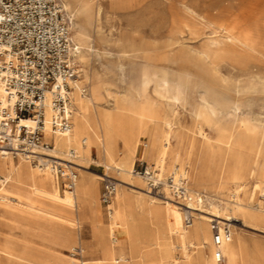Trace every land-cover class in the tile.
Returning a JSON list of instances; mask_svg holds the SVG:
<instances>
[{"label": "rangeland", "instance_id": "1", "mask_svg": "<svg viewBox=\"0 0 264 264\" xmlns=\"http://www.w3.org/2000/svg\"><path fill=\"white\" fill-rule=\"evenodd\" d=\"M85 1L92 3V0H82ZM60 2L67 14L73 42L79 49L82 76L87 74L89 77V80L82 78L84 81L80 86H87L86 97H89L92 82L103 88L97 109L110 110L112 97L123 93L127 103L141 109L151 108L157 121L164 112L179 113L181 125L191 130L185 135L197 140L193 133L195 122L187 114L188 108L195 104L201 108L208 102L220 119L216 123L232 139L229 145L222 144L217 141L215 128L203 127L212 138L209 167L219 168L223 160L232 161L237 156L250 158L254 136L264 131V0H93L95 6L98 4L101 8L98 18L94 15L91 18L88 13L77 14V5L72 0ZM185 7L195 15H190ZM197 20L201 23L198 26L195 25ZM206 22L227 27L252 45V50L222 45L225 51L222 55L209 52L208 43L214 35L205 27ZM180 23L196 27L179 30ZM78 25L85 28L82 31L86 37L81 43L75 36ZM142 136L136 131L134 137L138 148L134 164L138 160L151 164L145 159L147 144ZM171 143L175 145L174 138ZM85 146L80 156L72 159L73 166L86 170L85 177L96 181L97 203L103 222L107 223V211L100 202L102 180L94 175L109 174L121 178L122 174L116 176L112 169H105L100 148L91 147L88 141ZM120 150H123L121 146ZM261 150L259 160L264 161V146ZM10 161L14 165L16 158H10ZM62 163L66 165V162ZM169 165V161L165 162L164 174L170 172ZM186 170L190 190L211 193L210 182L205 179L198 183L192 179V167L187 166ZM58 183L59 195H62L66 187L60 180ZM122 187L132 199L153 197L152 200H162L163 197L151 192L147 194L149 197L142 195L147 191L146 187L144 191L125 184ZM169 200L198 214L196 205L190 200L184 204L170 196ZM208 202L213 207L218 204L206 199L205 209H208ZM110 204L114 209L115 196ZM224 213L231 211L227 209ZM11 214L12 218L0 219V264H81V242L92 240L87 224L53 215L38 206L30 210L16 208ZM222 222L224 225L230 221L224 219ZM231 229L236 230L235 237L245 246L247 262L244 264H264V258L259 257V252L264 251V230L240 225ZM114 245L116 258H130L126 244ZM207 254L209 263L214 264L212 253L208 251ZM96 258L98 256L90 257Z\"/></svg>", "mask_w": 264, "mask_h": 264}, {"label": "bare ground", "instance_id": "2", "mask_svg": "<svg viewBox=\"0 0 264 264\" xmlns=\"http://www.w3.org/2000/svg\"><path fill=\"white\" fill-rule=\"evenodd\" d=\"M72 2L77 5V14L88 13L91 18L93 15L97 18L100 16L101 8L98 4L95 6L93 0L92 3L82 0ZM185 10L190 15H195L187 7ZM196 23L197 26L201 24L199 20ZM190 27L196 26L185 23L178 25L179 30ZM205 27L214 35L208 43L209 52L222 55L225 52L222 45L252 50V45L223 25L206 22ZM78 28L75 36L81 43L86 37L82 31L85 28L81 25ZM82 78L89 80L85 74L74 83L71 130L65 135L55 136L54 147L49 151V156L59 160L62 166H65L63 161L72 164L71 167L77 171L76 179L70 189L67 186L62 195H59V181L49 169H42L20 155L15 157L16 163L12 165V156L0 155V176L7 181L4 189L7 199L0 196V219L4 221L12 218L11 213L16 208L30 210L38 206L44 207L53 215L87 224L91 228L92 240L86 243L79 240L81 264H103L104 261L109 264H210L208 251L212 254L216 252V247L210 240L211 223L216 221L223 225L222 220L225 219L230 221L226 224L230 227L231 237L220 246L224 258L222 264L247 262L245 246L235 237L236 230L231 228L240 225L264 230V161L259 160L263 152L264 131L254 136L248 160L237 156L232 161L223 160V165L215 169L209 167L208 163L212 138L204 132L203 127L215 128L218 131L217 141L222 144L229 145L232 139L216 123L220 119L215 109L208 106V102L201 108L197 104L188 108L187 114L195 122L196 130L193 133L198 138L196 140L185 135L191 130L190 127L181 125L179 113L164 112L157 121L151 108L141 109L127 103L123 93L112 97L110 110L97 109L96 105L102 100L103 88L97 82H92L89 97L81 96L77 89L84 81ZM179 99L184 101L183 98ZM136 131L146 140V161L159 166L162 172L165 162L169 161L168 174L179 173L186 177V167L191 166L194 181L199 183L206 179L212 184L210 194L189 189L190 201L196 205L199 215L186 206H177L179 203L170 201L167 194L162 200H152L153 197L149 200L144 197L132 199L122 189L124 184L139 191H144L143 188L146 187L142 178L132 174L138 148L134 137ZM173 138L174 146L171 143ZM86 141L91 147L96 146L102 150L106 168L112 169L116 176L122 174L121 178H116L120 183L117 186L121 187H117L114 195L115 208L112 209L111 204L108 207L110 212L107 213V223L103 222L97 203L96 181L85 177L86 170L73 166L72 159L80 156V151L86 147ZM197 162L199 169L196 170ZM105 175L109 174L94 176L102 180ZM199 186L196 185L197 189ZM2 187L3 185L0 189ZM33 191L38 195H33ZM148 193L150 192L147 190L142 195L149 197ZM201 194L204 201L209 199L218 203L216 207L208 202V209H205L203 200L198 203L197 199ZM227 209L231 211L230 214L224 213ZM186 213L193 216L189 227H184L182 223V217L184 219ZM114 243L128 246V260L122 256L115 257ZM92 256L98 258L90 259ZM260 256L264 258V251L259 252Z\"/></svg>", "mask_w": 264, "mask_h": 264}, {"label": "built area", "instance_id": "3", "mask_svg": "<svg viewBox=\"0 0 264 264\" xmlns=\"http://www.w3.org/2000/svg\"><path fill=\"white\" fill-rule=\"evenodd\" d=\"M78 55L60 0H0V155H20L49 169L68 189L76 172L72 164L62 166L49 156V151L55 136L71 130L74 83L82 76ZM77 92L86 95L87 86H80ZM132 174L161 197L167 194L183 204L191 198L186 175L164 174L159 166L140 160L133 165ZM4 184L0 177V186ZM117 185L116 178L103 176L100 202L107 213ZM202 200L201 194L197 201ZM192 220L186 213L184 227ZM211 229L215 261L220 264L224 259L220 246L230 239L231 230L216 221Z\"/></svg>", "mask_w": 264, "mask_h": 264}, {"label": "crops", "instance_id": "4", "mask_svg": "<svg viewBox=\"0 0 264 264\" xmlns=\"http://www.w3.org/2000/svg\"><path fill=\"white\" fill-rule=\"evenodd\" d=\"M135 162V161H134ZM134 164V163H133ZM106 170H109L108 168H105ZM103 174V173H102ZM13 175H11V177H12ZM1 177V176H0ZM1 178H3V177H1ZM5 180V179H4ZM7 184V181H5V184L3 185V187L0 189V196L1 197H3V198H5V199H7V197H6V194H5V185ZM65 187H66V189H67V183H65ZM210 240H211V244H213V242H212V233L210 232ZM215 253H213L212 254V261H213V263L214 264H218V263H216V261H215ZM222 263H223V261H222ZM222 263H220V264H222Z\"/></svg>", "mask_w": 264, "mask_h": 264}]
</instances>
